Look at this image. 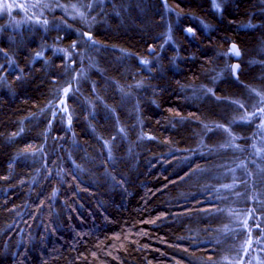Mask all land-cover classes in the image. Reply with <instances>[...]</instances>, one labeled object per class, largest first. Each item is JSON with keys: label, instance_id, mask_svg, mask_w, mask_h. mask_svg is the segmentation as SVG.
I'll use <instances>...</instances> for the list:
<instances>
[{"label": "trees", "instance_id": "obj_1", "mask_svg": "<svg viewBox=\"0 0 264 264\" xmlns=\"http://www.w3.org/2000/svg\"><path fill=\"white\" fill-rule=\"evenodd\" d=\"M259 98L264 0L0 12V264H264Z\"/></svg>", "mask_w": 264, "mask_h": 264}, {"label": "rangeland", "instance_id": "obj_2", "mask_svg": "<svg viewBox=\"0 0 264 264\" xmlns=\"http://www.w3.org/2000/svg\"><path fill=\"white\" fill-rule=\"evenodd\" d=\"M20 1L21 0H0V12H4V11L14 9L15 7L18 6ZM257 101H259V103L261 104L264 102V98H259V99H257ZM250 102L252 105L254 103V100L251 99L250 101H248L246 103L250 104ZM259 115L262 116V119H260L262 122V125L260 126L259 136H261V138L264 139V136L262 135V134H264V108L255 107V108L249 110L248 115H245V119L247 121H251L252 118L257 117ZM259 140H261V139H259Z\"/></svg>", "mask_w": 264, "mask_h": 264}, {"label": "water", "instance_id": "obj_3", "mask_svg": "<svg viewBox=\"0 0 264 264\" xmlns=\"http://www.w3.org/2000/svg\"><path fill=\"white\" fill-rule=\"evenodd\" d=\"M186 32L192 36L193 35V30L191 28L187 29ZM86 38L89 40L91 38V35L89 33H86ZM235 47V51H233V48ZM231 51L233 53V59H234V64H233V74L235 78L239 77V72L241 69V64H240V60L242 59V51L239 47V45L237 43H232L231 44ZM239 53V55H237L236 53Z\"/></svg>", "mask_w": 264, "mask_h": 264}, {"label": "snow or ice", "instance_id": "obj_4", "mask_svg": "<svg viewBox=\"0 0 264 264\" xmlns=\"http://www.w3.org/2000/svg\"><path fill=\"white\" fill-rule=\"evenodd\" d=\"M233 51H235V47L233 48ZM236 54H237V55H239V53H238V52H237Z\"/></svg>", "mask_w": 264, "mask_h": 264}]
</instances>
